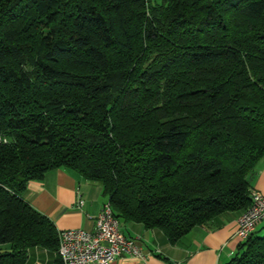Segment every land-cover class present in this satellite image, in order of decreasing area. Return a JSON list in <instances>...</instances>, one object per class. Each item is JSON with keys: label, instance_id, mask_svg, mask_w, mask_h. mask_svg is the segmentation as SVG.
I'll use <instances>...</instances> for the list:
<instances>
[{"label": "trees", "instance_id": "obj_1", "mask_svg": "<svg viewBox=\"0 0 264 264\" xmlns=\"http://www.w3.org/2000/svg\"><path fill=\"white\" fill-rule=\"evenodd\" d=\"M263 158L264 0H0V264L58 252L22 199L49 171L176 244L245 211ZM228 264H264V236Z\"/></svg>", "mask_w": 264, "mask_h": 264}, {"label": "crops", "instance_id": "obj_2", "mask_svg": "<svg viewBox=\"0 0 264 264\" xmlns=\"http://www.w3.org/2000/svg\"><path fill=\"white\" fill-rule=\"evenodd\" d=\"M249 189L264 192V158L249 178ZM79 197L84 201L81 208L76 207ZM22 199L51 221L57 232L68 229L94 231V219L108 200L98 183L85 181L63 169L49 171L42 180L29 182ZM241 213L216 216L209 223L195 227L176 244H170L160 230L120 221L121 233L139 244L146 259L120 257L109 264H228L243 243L234 235ZM252 234H264V222ZM56 260V252L34 247L27 251L25 264H57Z\"/></svg>", "mask_w": 264, "mask_h": 264}, {"label": "built area", "instance_id": "obj_3", "mask_svg": "<svg viewBox=\"0 0 264 264\" xmlns=\"http://www.w3.org/2000/svg\"><path fill=\"white\" fill-rule=\"evenodd\" d=\"M251 204L236 221L235 237L245 241L264 222V192L252 191ZM84 205L82 197L77 208ZM94 231L68 229L58 232V255L62 264H109L120 257L145 261L139 244L124 237L120 222L107 200L94 219Z\"/></svg>", "mask_w": 264, "mask_h": 264}, {"label": "rangeland", "instance_id": "obj_4", "mask_svg": "<svg viewBox=\"0 0 264 264\" xmlns=\"http://www.w3.org/2000/svg\"><path fill=\"white\" fill-rule=\"evenodd\" d=\"M136 44L134 43V46H135ZM261 236H264V234H262ZM1 247H6V245L5 246H1Z\"/></svg>", "mask_w": 264, "mask_h": 264}]
</instances>
